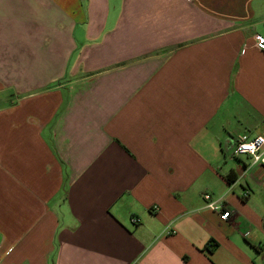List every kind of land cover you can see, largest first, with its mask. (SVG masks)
Here are the masks:
<instances>
[{"label":"crops","instance_id":"1","mask_svg":"<svg viewBox=\"0 0 264 264\" xmlns=\"http://www.w3.org/2000/svg\"><path fill=\"white\" fill-rule=\"evenodd\" d=\"M259 36L264 0H0V264H264Z\"/></svg>","mask_w":264,"mask_h":264},{"label":"built area","instance_id":"2","mask_svg":"<svg viewBox=\"0 0 264 264\" xmlns=\"http://www.w3.org/2000/svg\"><path fill=\"white\" fill-rule=\"evenodd\" d=\"M257 44L259 46H264V36L258 37ZM241 154L250 156L254 163L264 167V135H251L248 132L239 134L236 137L232 155L237 157ZM204 199L208 203V206L212 207L214 210L222 208L220 204L212 200L211 194H204ZM230 213V210H225L221 213L220 218L222 220H227L230 217Z\"/></svg>","mask_w":264,"mask_h":264},{"label":"trees","instance_id":"3","mask_svg":"<svg viewBox=\"0 0 264 264\" xmlns=\"http://www.w3.org/2000/svg\"><path fill=\"white\" fill-rule=\"evenodd\" d=\"M231 176H232V175H229V176H228V180H229V181L232 179ZM215 246H216V244H215V243H212V244L209 245L208 249H212V248H214Z\"/></svg>","mask_w":264,"mask_h":264},{"label":"rangeland","instance_id":"4","mask_svg":"<svg viewBox=\"0 0 264 264\" xmlns=\"http://www.w3.org/2000/svg\"><path fill=\"white\" fill-rule=\"evenodd\" d=\"M231 148H232V147H231ZM232 152H233V151H232ZM241 156H242V157H245L246 155H244V154H241Z\"/></svg>","mask_w":264,"mask_h":264}]
</instances>
